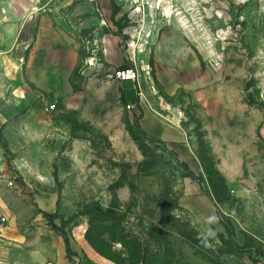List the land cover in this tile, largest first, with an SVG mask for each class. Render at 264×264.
<instances>
[{
  "label": "rangeland",
  "instance_id": "obj_1",
  "mask_svg": "<svg viewBox=\"0 0 264 264\" xmlns=\"http://www.w3.org/2000/svg\"><path fill=\"white\" fill-rule=\"evenodd\" d=\"M44 15L79 52L72 88L29 67ZM128 66L137 109L110 77ZM152 108L182 120L195 153L208 127L220 136L221 158L204 153L209 233L178 206V154L141 127ZM43 213L100 262L73 264H264V0H0V244L52 229Z\"/></svg>",
  "mask_w": 264,
  "mask_h": 264
},
{
  "label": "crops",
  "instance_id": "obj_2",
  "mask_svg": "<svg viewBox=\"0 0 264 264\" xmlns=\"http://www.w3.org/2000/svg\"><path fill=\"white\" fill-rule=\"evenodd\" d=\"M55 21L49 15H44L39 20L38 33L32 46L29 67L33 71H58L65 73L66 86L72 88L71 75L79 61V52L71 44V40L64 38L62 42H57L58 32L54 28ZM64 36V35H62ZM119 49V40L112 36L104 41L105 58L116 56ZM132 83V86L125 83ZM127 103L134 109L138 108L139 92L137 102L130 101L127 89L137 88L131 81L121 82ZM138 90V88H137ZM229 120V119H228ZM182 120L177 115H161L155 109H144L140 124L145 133L161 142L166 143L176 153L180 161L186 163L189 170L195 175L204 174V168L193 149L191 136L182 128ZM220 127L221 125L218 124ZM207 128V126H206ZM216 129V127H213ZM219 130V129H218ZM224 133L231 132L230 124L220 128ZM220 137V136H219ZM216 131L207 128L206 139L212 153L218 158L223 155V145H221ZM221 158V157H220ZM219 171L225 176L228 184L230 178L225 174L224 164L219 163ZM209 188L200 185L192 178H184L181 195L178 199V206L190 214L198 228L203 234L209 233L211 225L216 224L215 203L208 193ZM34 237L25 235L18 239L15 244H0V263L14 264H73L67 258L64 238L53 229L48 227L33 229ZM32 235V234H31ZM33 236V235H32ZM72 252L76 255V263H100L90 247L74 246L70 242ZM23 252L22 256H18ZM85 257H81V253ZM23 258V259H22Z\"/></svg>",
  "mask_w": 264,
  "mask_h": 264
},
{
  "label": "trees",
  "instance_id": "obj_3",
  "mask_svg": "<svg viewBox=\"0 0 264 264\" xmlns=\"http://www.w3.org/2000/svg\"><path fill=\"white\" fill-rule=\"evenodd\" d=\"M152 139L155 140V141L161 142V141L156 140L154 138H152ZM203 140H204L203 137H202V139L199 140V146L202 148V151H198V153H196V154H197V156H198V158H199V160H200L203 168L205 169V171H207L206 157H205L204 153H208L212 157V152H211L210 148L208 146H206V144H205V142ZM177 163L183 168V171H184L183 177L184 178H187V177L188 178H192L193 180H195L196 182H198L200 185H203L204 184L203 183V175L202 174H200L199 176L195 175L194 173H192L189 170V168L186 165V163H184V162H182L180 160H177ZM215 173L219 176V178H220L223 186L226 187V185H227L226 179L220 174V172L218 170ZM215 173H212V174H215ZM209 174H211V173H209ZM209 187H211L210 190H212V193L215 194L216 187H215L213 181H211V185L209 184ZM208 192H209L208 194L210 196H212L211 191H208ZM43 214H44V217L48 220L49 225L52 226V229L54 231H58V232H60L62 234V236L64 238V241H65V245H66L67 258L70 261H72V256L75 255V254L71 250L70 240H69L68 236L63 231H61L60 227H57L54 224V222H53V218H54L53 215H51L49 213H43ZM119 240H121V239H119ZM123 242L125 244V241H123ZM134 243H135L134 248H131L130 251H131V253L133 255H136V257H140V254L142 252V250L140 251V249H139L140 243L139 242H134Z\"/></svg>",
  "mask_w": 264,
  "mask_h": 264
},
{
  "label": "built area",
  "instance_id": "obj_4",
  "mask_svg": "<svg viewBox=\"0 0 264 264\" xmlns=\"http://www.w3.org/2000/svg\"><path fill=\"white\" fill-rule=\"evenodd\" d=\"M131 60H133V59H131ZM114 75H115V78L121 82L131 81L134 84H136V86H138L140 73L138 70H136L132 66H128V67H124V68H118L115 70ZM139 96H141L140 93H139ZM130 107H132V106H130Z\"/></svg>",
  "mask_w": 264,
  "mask_h": 264
},
{
  "label": "water",
  "instance_id": "obj_5",
  "mask_svg": "<svg viewBox=\"0 0 264 264\" xmlns=\"http://www.w3.org/2000/svg\"><path fill=\"white\" fill-rule=\"evenodd\" d=\"M110 77H111L112 79H115V75H114V74H111Z\"/></svg>",
  "mask_w": 264,
  "mask_h": 264
}]
</instances>
